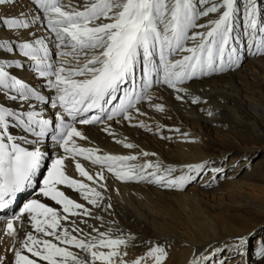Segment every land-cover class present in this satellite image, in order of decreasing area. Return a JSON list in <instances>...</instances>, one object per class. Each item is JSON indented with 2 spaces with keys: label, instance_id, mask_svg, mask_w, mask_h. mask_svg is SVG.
<instances>
[{
  "label": "snow or ice",
  "instance_id": "6c2138e0",
  "mask_svg": "<svg viewBox=\"0 0 264 264\" xmlns=\"http://www.w3.org/2000/svg\"><path fill=\"white\" fill-rule=\"evenodd\" d=\"M17 3L0 0V56L12 54L11 62L0 61V93L18 102L17 108L0 104V208L34 181L39 186L41 177L40 195L59 207L40 199L24 205L22 215L27 214L34 231L25 233L18 248L9 249L14 256L10 264H129L131 237L113 236L95 226L85 233L70 219L90 218L87 205L99 206L107 188L104 171L120 181L183 189L206 165H188L183 174L174 175L176 168L158 160L134 163L137 155L97 154L99 149L77 143L87 139L77 125L104 124V131L114 135L109 122L131 123L134 113L144 115L140 106L153 100L154 87L173 90L183 100L188 81L239 68L248 52L264 58V7L258 0H82L77 5L71 0H29L28 11L10 15ZM241 27L244 33L238 31ZM17 56L32 62L49 94L8 70L23 67ZM56 56H71L75 63L66 65ZM191 102L199 103V97ZM154 107L164 111L160 104ZM49 109L52 116L46 115ZM138 126L146 127L142 121ZM48 139L63 150L51 158L50 166V156L41 147ZM149 155L155 153H140ZM78 156L100 170L92 174L76 162L75 169L86 180L71 178L65 161ZM61 186L75 190L87 203L70 198ZM81 222L87 225V219ZM7 231L14 232L12 222ZM247 242L237 237L239 249ZM256 254L258 264H264V242ZM167 257L164 246L152 244L131 264H165ZM213 259L207 253L191 264H212Z\"/></svg>",
  "mask_w": 264,
  "mask_h": 264
},
{
  "label": "bare ground",
  "instance_id": "6f19581e",
  "mask_svg": "<svg viewBox=\"0 0 264 264\" xmlns=\"http://www.w3.org/2000/svg\"><path fill=\"white\" fill-rule=\"evenodd\" d=\"M68 2L65 0V3ZM81 2L71 0L72 5ZM258 3L264 7V0H258ZM29 8V0H18L9 14L15 15ZM238 31L244 33L243 27ZM54 58L58 61L62 59L66 65L75 63L71 56ZM16 59H22L23 67L8 70L41 94H49L51 90L46 81L35 74L32 62L20 56ZM4 60L11 62L12 54L0 56V61ZM185 87L187 93L182 94L183 100H177L173 90L154 87L150 92L153 100L144 101L140 106L144 115L134 113L131 123L109 122L114 135L104 131V124L77 125L87 137L86 140L78 139L77 143L81 147L99 149L97 154L137 155L140 158L134 163H155L158 160L165 166L176 168L178 171L174 175L183 174L188 165H206L198 175L193 173L196 179L183 189L120 181L105 170L107 188L103 197L106 198V205H87L95 211L91 223L113 236L132 238L126 257L129 264L144 255L152 244L166 248L168 257L165 264H191L194 257L207 253L215 256L212 264H258L256 253L258 246L264 242V188L257 187L255 182L264 184V155L258 153L264 149V58L248 52L241 67L194 78ZM196 97L200 102L194 104L191 101ZM52 99H55L54 95ZM0 104L11 108L18 106V102L11 101L3 93H0ZM155 104L162 105L164 111H157ZM46 115L52 116V110L49 109ZM141 121L146 127L138 126ZM14 132L22 135L19 129ZM124 143H132L136 147L125 148ZM41 147L50 156L48 166L51 158L63 151L51 139ZM142 152L155 153V156L142 157ZM230 152H238L246 160L253 156L248 161L253 165L246 166L247 169L238 168L234 158L227 160ZM76 162L92 174L100 170L99 165L82 156L75 160L67 159L66 174L73 179L86 180L75 169ZM245 165L247 162L240 163V166ZM225 170L227 172H223ZM228 170L233 174H229L231 171ZM243 174L254 180L250 182L252 184L240 180ZM39 181V186H42V177ZM244 184H248L246 194H241L239 186ZM32 185L35 188L32 191L28 189L19 198V207L0 214V230L4 233L0 235V257H5V264L14 260L9 249L18 248L25 233L34 231L25 218L27 214L22 215L24 205L33 199H40L42 203L56 206L40 195L35 181ZM61 188L70 198L87 203L75 190L65 186ZM23 196L25 198L21 200ZM70 219L77 221L75 217ZM8 222L13 223L12 234L7 231ZM62 223L72 227L70 223ZM254 231H257L254 246H249L247 242L244 249H239L237 237H246L248 241Z\"/></svg>",
  "mask_w": 264,
  "mask_h": 264
},
{
  "label": "rangeland",
  "instance_id": "374dc122",
  "mask_svg": "<svg viewBox=\"0 0 264 264\" xmlns=\"http://www.w3.org/2000/svg\"><path fill=\"white\" fill-rule=\"evenodd\" d=\"M231 147V146H230ZM239 153H241V152H239ZM258 153H261L262 155H264V149L263 150H259L258 151ZM229 156V157H228ZM243 155L242 154H238V152L237 153H229V155H227V160H229V159H231V158H234V160H235V162H237L239 165V167L238 168H245L246 166H252L253 165V163H248V161H251V159H252V157H250V159L249 160H246V159H244L243 157H242ZM247 162V165H245V166H240V163H246ZM245 169H247V168H245ZM244 169V170H245ZM227 170V169H226ZM223 171V172H227V171ZM219 171H221V170H219ZM231 170H228V172H230ZM222 172V171H221ZM220 173V172H219ZM229 174H233L232 173V171L229 173ZM198 179H200V178H198ZM240 180H242L244 183H248V184H252V183H250L251 181H254V180H252V178H250V177H246L245 176V174H243L241 177H240ZM248 184H244V185H241V186H239V187H241V189H240V193L241 194H246V190H245V188L247 187V185ZM255 185L258 187V186H262V188H264V184H262V183H260V181H257V182H255ZM35 188V185H30L28 188H26L25 190H23L22 192H20V193H18V194H16V196H15V198H16V203H15V205L12 207V208H10L9 210H6L5 212H9V211H11V210H13V209H15V208H17V207H19V205L21 204V201H19L20 199L19 198H21V196L23 195V194H25L26 193V191L28 190V189H31V191L33 190ZM242 189H244V190H242ZM30 191V192H31ZM29 192V193H30ZM238 192V193H239ZM28 193V194H29ZM27 194V195H28ZM26 195V196H27ZM25 196V195H24ZM23 196V198L21 199V200H23L25 197ZM20 202V203H19ZM106 205V198H104L103 197V199L100 201V207L102 206V205ZM90 210H91V218H84V217H75L76 219H77V223H78V225H79V227L80 228H82L84 231L86 230V232H87V230L88 229H90V227L89 226H93V223H91V220H93V218L95 217V211H94V209H92V208H90ZM94 216V217H93ZM82 219H87V225H85L84 223H82L81 222V220ZM90 221V222H89ZM65 223H70V222H65ZM71 224V223H70ZM263 230H264V226H263V228H262ZM256 233H257V231H254L253 233H251L250 234V238H249V240H248V243H249V246L251 245V246H254V244H255V241H256Z\"/></svg>",
  "mask_w": 264,
  "mask_h": 264
}]
</instances>
